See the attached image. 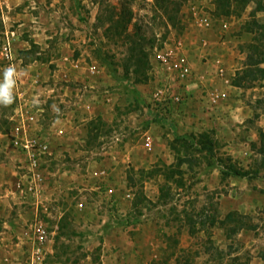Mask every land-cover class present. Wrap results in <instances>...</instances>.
Masks as SVG:
<instances>
[{"label":"rangeland","instance_id":"1","mask_svg":"<svg viewBox=\"0 0 264 264\" xmlns=\"http://www.w3.org/2000/svg\"><path fill=\"white\" fill-rule=\"evenodd\" d=\"M257 2L233 0L226 13L215 0H0V48L9 42L12 56L0 55V82L16 70L14 102L0 105L11 168L0 264L23 262L37 221L49 231L44 264H264V77L231 83L258 32L248 23L264 19L251 15ZM26 117L48 152L42 195L23 198L8 132ZM209 130L215 155L190 154L181 186L141 173L175 161L174 132ZM219 158L246 175L222 177ZM229 212L245 227L228 237Z\"/></svg>","mask_w":264,"mask_h":264},{"label":"trees","instance_id":"2","mask_svg":"<svg viewBox=\"0 0 264 264\" xmlns=\"http://www.w3.org/2000/svg\"><path fill=\"white\" fill-rule=\"evenodd\" d=\"M219 7L222 8L223 11L229 13L230 4L233 0H215ZM244 6L250 0H234ZM221 3V4H220ZM256 11H264V5L260 2H257V5L252 10V16L255 15ZM251 25V30L256 29L257 35L253 37V41L247 44V52L246 59L243 64V68L237 70L236 75L232 79L231 83L234 86L241 87L243 86V81L245 79H254L256 77V73L258 76L264 77V67L260 66L264 63V19L259 21L257 19L251 20L248 23ZM138 61L135 62L136 65L139 64ZM251 66H255V68H251ZM137 68H136V70ZM256 71V72H255ZM112 72V69H111ZM140 81V80H138ZM99 124H95L94 120H90L88 123L89 129H100V123L102 122L100 119L97 120ZM173 139L168 140L167 144L169 148L173 151L175 161L171 164H163L161 168H155L151 172L141 170L142 174L147 173L148 175L160 173L163 175L166 181L174 180L176 185L181 186L183 183L182 171L180 170V166L184 163H191L192 159L190 154L197 153L203 155L214 156L216 151V140L213 137V132L203 131L199 133H173ZM259 139H260V147L259 153L263 156L264 159V130L259 129ZM220 159V158H219ZM222 163H225V166L220 169L222 177L229 175L236 176H245L246 172H244L241 168H239L236 164L230 162V158H226L224 161L220 159ZM133 177L129 176V181H132ZM167 189L165 184L160 187L159 199H162L164 195H166ZM138 203L137 199L132 202V206H136ZM229 222L237 223L235 228L229 229L227 236H231L234 233H237L240 229H243L245 226L244 216L237 212H229L225 215L224 219L220 220L222 225H225ZM261 259L264 260V255L260 256Z\"/></svg>","mask_w":264,"mask_h":264},{"label":"built area","instance_id":"3","mask_svg":"<svg viewBox=\"0 0 264 264\" xmlns=\"http://www.w3.org/2000/svg\"><path fill=\"white\" fill-rule=\"evenodd\" d=\"M0 55L6 61L11 59V44L3 43L0 48ZM163 64L167 61L166 56L160 55ZM189 74L188 67H179L177 76L182 78ZM29 120L32 116L28 117ZM27 117L12 123L8 132V146L12 151L18 153V163L22 169L21 178L18 179L16 187L22 193V197H39L44 191V169L42 167V157L48 152L46 139L40 134L30 135L28 133L29 120ZM81 207V204H79ZM49 239L47 226L37 221L31 225V234L29 235L30 250L25 255L23 262L17 264H44V248ZM16 263V262H15Z\"/></svg>","mask_w":264,"mask_h":264},{"label":"clouds","instance_id":"4","mask_svg":"<svg viewBox=\"0 0 264 264\" xmlns=\"http://www.w3.org/2000/svg\"><path fill=\"white\" fill-rule=\"evenodd\" d=\"M16 70L14 67H7L3 71V82H0V105L10 106L14 102L13 89L16 85ZM38 100L33 99V104Z\"/></svg>","mask_w":264,"mask_h":264},{"label":"crops","instance_id":"5","mask_svg":"<svg viewBox=\"0 0 264 264\" xmlns=\"http://www.w3.org/2000/svg\"><path fill=\"white\" fill-rule=\"evenodd\" d=\"M22 99V98H21ZM59 123H61L62 122V120H65V119H63V118H58V119H56ZM61 121V122H60ZM60 130V129H59ZM6 134V133H5ZM3 135H4V132H2L1 131V129H0V139H2V137H3ZM2 152H6V151H3V141L2 140H0V153H2ZM7 158H5V157H3L1 154H0V174H2V175H0V185H2V183H3V181H4V177L6 176V177H8L9 176V170H11V168L9 167L10 165V162L8 161V160H6ZM8 175V176H7ZM5 190H7L6 188H5ZM0 192H2V190H1V187H0ZM4 192V191H3ZM235 206V205H234ZM236 208H238V207H236Z\"/></svg>","mask_w":264,"mask_h":264}]
</instances>
